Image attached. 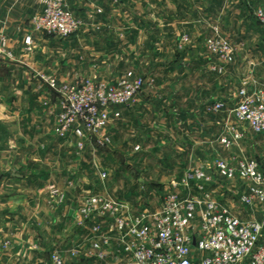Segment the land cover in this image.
Returning a JSON list of instances; mask_svg holds the SVG:
<instances>
[{
	"label": "rangeland",
	"instance_id": "374dc122",
	"mask_svg": "<svg viewBox=\"0 0 264 264\" xmlns=\"http://www.w3.org/2000/svg\"><path fill=\"white\" fill-rule=\"evenodd\" d=\"M258 7L264 4L254 7L251 27L221 24L211 29L204 38L206 54L202 58L213 63L206 66L185 68L176 64L191 60L182 53L190 41L187 34H181L178 40L173 38L172 47L166 46L167 37L162 42L161 35H109L104 39V55L93 52L87 60L93 74H76L68 80L41 76L46 83L41 88L44 96L35 102L38 110L27 107L29 99L23 101L22 111L16 108L12 97L18 85L0 83V97L7 95V99L0 98V103L8 108L6 119L1 118L0 111V264H27L38 247L44 259L41 264H55L54 255L60 256L64 264H111L113 260L101 261L91 252V230L105 218L99 215L97 206L87 216L86 201L100 195L120 201L131 212L157 210L165 194L176 190L187 172L197 168L214 175L213 191L222 204L237 214L245 209L241 203L243 180L218 173L215 161L223 159L234 166L237 157L245 155L262 161L264 169V155L259 157L260 151L252 144L258 134L231 111L245 100L243 89L252 99L264 93V26L255 16ZM78 21L79 31L83 22ZM126 40L132 49L135 47L136 54L124 45ZM113 41L119 42V48L113 47ZM212 42L219 48L217 52ZM228 45L232 48L231 58L222 53ZM97 65L103 66V78L97 76ZM129 74L132 80L142 78L143 87L128 104L112 107L113 113L120 111L121 115L111 116L105 129L87 132L81 138L74 133L66 137L59 134L61 86L90 79L121 88ZM195 87L199 88L197 92L190 91L192 96L195 92V98L186 99L184 88ZM218 102L225 103L226 109L217 111L214 105ZM130 109L134 116L127 117L129 125L116 135L117 123ZM43 125L46 130L40 131ZM234 127L244 136L236 146L227 147L222 140L232 136ZM107 137L106 145L98 144L99 139ZM65 152L70 157L79 152L89 160H73L70 164ZM256 207L255 203L253 210Z\"/></svg>",
	"mask_w": 264,
	"mask_h": 264
},
{
	"label": "built area",
	"instance_id": "2783aa9c",
	"mask_svg": "<svg viewBox=\"0 0 264 264\" xmlns=\"http://www.w3.org/2000/svg\"><path fill=\"white\" fill-rule=\"evenodd\" d=\"M39 2L42 9L32 19L36 30L59 37L78 31L80 22L70 0ZM255 16L264 26V7H258ZM26 43L30 48V36ZM211 46L216 52L219 50L214 42ZM231 52L229 45L222 49L227 58H231ZM56 84L55 80L51 82L54 88ZM143 84L142 78L132 80L130 74L121 88L90 79L64 84L59 89V134L66 137L74 133L81 138L87 132L100 133L111 116L121 115L120 111L113 113L112 107L131 102ZM241 94L245 100L231 111L253 132L264 135V93L258 94L257 99L248 97L245 89ZM214 108L221 111L226 104L218 102ZM232 131L231 137L222 140L227 147L236 146L244 136L237 127ZM108 140L107 137L97 142L104 146ZM84 145V141L80 142V147ZM215 166L225 177L243 180L244 207L253 209L255 203H264V169L258 159L240 155L234 166L223 159H217ZM214 184L212 173L197 168L187 172L176 190L165 194L159 209L140 212L128 211L120 201H109L100 195L91 197L84 213L89 216L97 206L99 215L105 218L91 230L92 254L101 261L113 260L111 264H264V214L242 218L244 209L237 214L222 204L213 191ZM53 258L55 264H64L60 256Z\"/></svg>",
	"mask_w": 264,
	"mask_h": 264
},
{
	"label": "crops",
	"instance_id": "0c3cea01",
	"mask_svg": "<svg viewBox=\"0 0 264 264\" xmlns=\"http://www.w3.org/2000/svg\"><path fill=\"white\" fill-rule=\"evenodd\" d=\"M259 4H264V0H70L74 15L83 22V25L72 38L61 39L35 29L32 19L42 9L39 0H0V83L18 85L12 97L17 102L16 108L21 107L22 111L23 101L29 99L27 107L32 106L33 109L38 110L35 102L44 96L41 88L46 83L41 76H55L60 80H68L76 74H93L94 72L89 70L93 66L88 64L87 60L93 52H96V55L101 53L104 55L102 52L105 49L104 39L109 35L145 37L161 35L162 42L164 37H167L166 46L172 47L173 38L178 40L181 34H187L190 41L185 45L182 53L188 54L191 60L178 61L176 64H182L185 68L189 66L198 68L202 64L206 66L213 63L210 59L205 61L202 58L206 54L204 38L211 29L215 26L220 27L221 24L222 27L230 26L231 28L239 25L245 28L251 27L254 18L252 11ZM29 36L32 38L30 48L26 43V38ZM149 41H146V44H149ZM126 44L132 49L129 40L124 42V45ZM115 45L119 48V42L113 41V47ZM168 51L169 48H167ZM132 52L136 54L135 47ZM97 68V76L103 78L106 74L101 70L103 66L97 65ZM179 80L180 78L177 82ZM195 89L197 92L199 88H184V94H188L186 99L189 96L195 98V92L193 96L190 92ZM214 90L216 91V87ZM0 98L7 99V95ZM5 104L0 103V111L3 112L1 118L4 119H6L4 113L6 111L8 113ZM130 110H126L123 121L117 123L119 125L114 132L116 135L125 131L124 129L129 125L127 117L131 119L134 116L133 110ZM199 121L198 119L197 122ZM166 125L170 126L169 123ZM42 129L46 130L44 125L39 128L40 131ZM36 133H38L37 130ZM255 137L252 144L258 152L260 151L261 154H258L262 158L264 136L258 135L256 140ZM53 147L55 150V144ZM77 153L70 157L65 152V160L70 164L73 160L75 163L89 160L88 157L83 158L79 152ZM33 159L40 160L36 157ZM70 168L73 170L72 166ZM104 194L117 198L116 195L106 192ZM256 206L255 210L249 207L241 210L242 218L248 219L256 214L261 216L264 213V203L257 202ZM36 243L39 245L38 241ZM27 260H29L27 264H41L40 262L44 261L39 247L38 252L31 253Z\"/></svg>",
	"mask_w": 264,
	"mask_h": 264
}]
</instances>
